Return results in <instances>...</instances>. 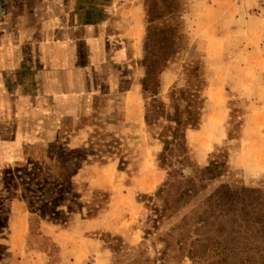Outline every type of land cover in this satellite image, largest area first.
Instances as JSON below:
<instances>
[{
    "label": "rangeland",
    "instance_id": "obj_1",
    "mask_svg": "<svg viewBox=\"0 0 264 264\" xmlns=\"http://www.w3.org/2000/svg\"><path fill=\"white\" fill-rule=\"evenodd\" d=\"M144 1L143 37L125 36L130 22L109 23L116 45L131 50H111L100 67L85 69L79 117L49 118L43 72L34 84L28 48L17 69L2 71L0 136L25 134L16 135L24 144L16 156L0 163V264H244L257 257L259 226L243 220L240 202L228 212L225 192L264 191V0ZM149 50L174 51L156 78L164 116L151 126L152 93L143 90L151 84ZM199 78L200 124L183 130L163 162L159 134L173 125L166 114L184 109Z\"/></svg>",
    "mask_w": 264,
    "mask_h": 264
},
{
    "label": "crops",
    "instance_id": "obj_2",
    "mask_svg": "<svg viewBox=\"0 0 264 264\" xmlns=\"http://www.w3.org/2000/svg\"><path fill=\"white\" fill-rule=\"evenodd\" d=\"M205 1L216 6L214 0ZM219 1L234 3V0ZM144 4V0H0V87L4 85L2 71L17 69L28 48L34 84L43 72L40 84L45 85L46 100L51 103L49 118L83 115L84 107L79 104L82 96L78 92L84 87L85 69L100 67L111 50H119L121 54L131 50L125 44L116 45L117 36L109 29V23L117 19L130 22V31L124 28L125 36L143 37ZM22 39H30V43L32 39V43L24 47ZM84 55L87 64L83 62ZM122 120L127 125L124 117ZM13 132L12 137L0 136V163L9 160V155L16 156L15 150L24 145L16 136L18 133L24 136V131ZM36 133L32 128V137Z\"/></svg>",
    "mask_w": 264,
    "mask_h": 264
},
{
    "label": "trees",
    "instance_id": "obj_3",
    "mask_svg": "<svg viewBox=\"0 0 264 264\" xmlns=\"http://www.w3.org/2000/svg\"><path fill=\"white\" fill-rule=\"evenodd\" d=\"M153 26V29H157L155 19L149 20ZM149 29V30H151ZM174 34V29H170ZM158 31L155 30L152 35L148 34L147 38L153 39L155 33ZM151 34V33H150ZM174 55V51H147V55L145 57L147 61L146 68V85L147 83H151L148 87L143 88L145 92L150 91L152 94V101L148 103L146 106L145 112V122L148 126H151L155 123V121H159L162 116H164L165 112V104L158 97V87L159 82L156 81L158 75H160L165 68L167 67V62ZM192 71H197L198 68H192ZM199 76V75H196ZM199 86L194 90H190L187 96H184V100L186 101V105L183 110L179 108L174 111V113L169 112L166 114L167 120L172 123L170 124L165 131L160 133V137L164 143V149L160 154V159L164 162L166 155L165 153L169 149V145L173 142H177L179 140L182 141L184 139L183 130L186 127L196 128L200 124L201 119V108H202V97L199 94L202 88V81L199 78ZM145 85V84H144ZM152 87V89L150 88ZM185 89H182L181 93L185 94ZM79 152L77 150L72 151L71 153ZM208 172L213 171V168L210 166L207 168ZM225 200H226V209L228 212H235L236 204L240 202L243 207V212L245 215V219H243L246 223L254 221L257 223L259 227H257L255 238L256 245L253 247L256 256H248L243 261L244 264H264V191L260 189L242 187L240 190H227L225 192ZM240 198L241 201H239ZM252 217L256 220H252ZM233 218L231 220V225H229L230 233L233 231L232 225ZM232 247H228V251L232 252ZM256 260V261H255ZM252 262V263H251ZM229 264H232L229 262Z\"/></svg>",
    "mask_w": 264,
    "mask_h": 264
},
{
    "label": "built area",
    "instance_id": "obj_4",
    "mask_svg": "<svg viewBox=\"0 0 264 264\" xmlns=\"http://www.w3.org/2000/svg\"><path fill=\"white\" fill-rule=\"evenodd\" d=\"M262 7H263V10H264V1H263V3H262Z\"/></svg>",
    "mask_w": 264,
    "mask_h": 264
}]
</instances>
